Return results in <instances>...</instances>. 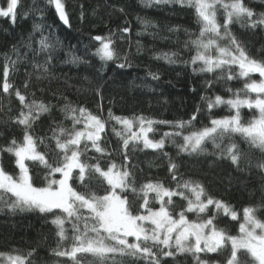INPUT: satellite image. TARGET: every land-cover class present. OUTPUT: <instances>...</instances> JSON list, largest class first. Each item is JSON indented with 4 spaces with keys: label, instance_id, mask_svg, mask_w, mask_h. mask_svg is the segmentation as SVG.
Returning <instances> with one entry per match:
<instances>
[{
    "label": "snow or ice",
    "instance_id": "snow-or-ice-1",
    "mask_svg": "<svg viewBox=\"0 0 264 264\" xmlns=\"http://www.w3.org/2000/svg\"><path fill=\"white\" fill-rule=\"evenodd\" d=\"M141 3L146 7L176 4L190 8L198 26L196 32L184 29L188 39L183 42V47L194 53L188 60H182L179 52H161L156 59H163L168 64L192 65L193 72L220 71L224 74L220 78L226 81L243 78V88H228L227 91L232 93L228 98L218 94L201 96L200 100L205 104L203 111L197 105L189 119L174 121L156 120L142 114L131 118L115 115L111 108L107 117L102 118L62 97L64 104L60 112L70 127L63 121L53 120L51 135L41 137L33 134V126L42 116L51 114L53 105L36 99L34 92L25 95L10 83L8 64L15 72L21 59L14 46L12 51L16 59L4 55L0 87L3 93L19 100L21 109L13 119L22 127L23 135L20 140L13 138L7 147H0V154L13 156L18 170L13 175L0 163V210L7 207L12 212L36 210L52 215L51 224L57 230V246L52 253L58 258H68L69 264H81V258L85 256L93 257L96 264H126L129 260L132 264H162L165 258H172L175 264L179 254H191L195 264H208L201 255L209 253L222 255L223 264H264V219L257 215L261 206L249 205L237 212L223 199L214 197L202 181L181 173V166L164 151L167 140L175 145L178 155L227 159L237 169L243 162L246 167L254 166L264 174V159L253 165L248 153L236 143L239 137L250 149L255 148L264 156V59L250 56L231 31L234 22L241 23V27L264 28V12H256L245 0H141ZM18 4L19 0H7L6 7L0 6V17L15 23ZM44 4V8H34L41 13L42 21L46 10L51 8L62 25L71 28L64 0H44ZM79 18L84 20L82 5ZM137 20L145 31L154 26L152 21L139 16ZM47 27L51 28L50 25ZM44 30L43 23H34L29 39L40 33L38 48L28 44L34 61L40 54L44 55L42 62L32 63L33 69L45 74L44 77L37 76V80L47 78L53 54L60 44L58 38L53 40L45 36ZM169 30L175 32L179 28ZM126 33H130V27L120 29L119 38L123 40ZM142 34L136 33L137 36ZM113 35L109 30L105 35L90 37L99 44L93 55L100 59L102 66L127 60V56L119 55ZM136 45L137 52L141 51L138 40ZM24 55L26 57L27 53ZM70 62L79 63L82 58L73 54ZM116 66L124 69L131 64L117 63ZM233 66H238L235 73ZM253 73H258L260 79H253ZM149 75L153 80L159 79L158 73L149 72ZM213 84V80H206V89ZM23 87L27 91L29 80L24 81ZM97 95L102 101L100 89H97ZM222 106L230 114L214 116L213 110ZM242 108L258 114L242 122ZM102 110V103L97 104V111ZM205 113L206 125L202 123ZM110 121L122 128L121 131L115 126L111 129L119 138V147L113 152L101 146L107 142L105 130ZM134 123L138 126L137 131L133 130ZM197 123L202 126L196 127ZM153 125L167 126L174 131L153 139L149 136V133L156 134ZM177 139L181 143L177 144ZM46 140L51 144L45 143ZM139 145H142L141 150L157 151L167 159V185L160 179L137 180L131 170L136 166L130 165L129 157ZM40 146L46 151H41ZM90 150L97 155L88 156ZM117 151L122 163L112 159ZM220 215L229 217L230 222H237L236 235L218 226ZM189 216L195 219H189ZM34 254V249L27 253L18 249L0 252V264H34L31 259Z\"/></svg>",
    "mask_w": 264,
    "mask_h": 264
},
{
    "label": "trees",
    "instance_id": "trees-1",
    "mask_svg": "<svg viewBox=\"0 0 264 264\" xmlns=\"http://www.w3.org/2000/svg\"><path fill=\"white\" fill-rule=\"evenodd\" d=\"M247 5L256 12H264V0H245ZM66 11L69 14L71 28L63 26L51 8L44 13V20L40 19L41 13L34 8H44V0H19L17 18L12 23L9 18L0 17V85L3 81V69L5 67L4 55L16 59L12 49L15 46L20 53L21 59L16 65V71L10 69L9 81L18 87L22 93H35L36 99L53 105L51 114H45L33 126L34 135L50 136L52 121H63L66 127L70 123L64 120L60 108L64 104L62 97H67L73 105L84 106L94 114L107 117L108 109L111 108L115 115L133 117L144 115L156 120L174 121L176 119H189L197 105L201 110L205 104L200 100L201 96H214L216 94L228 98L233 90L243 88L245 79H233L226 81L220 71L215 73H199L192 71V65L183 63L168 64L163 59H156L161 52H179L182 60H188L193 52L184 49L183 42L188 39L184 29L198 31V26L190 8H182L180 5H153L146 7L141 0H64ZM81 5L83 6L84 20H80ZM0 6H7V0H0ZM123 9V12L120 9ZM153 22L152 27L144 30V26L137 17ZM34 23L45 25L44 35L60 41L53 54L52 66L49 68L47 78L37 80V76L45 74L33 69V62H42L44 55L40 54L33 58L28 49L31 43L33 48H38L37 41L40 33L32 35ZM50 25L51 28L47 26ZM130 27V33L124 34V39L119 38V30ZM178 27L179 31L169 29ZM111 30L116 42V48L121 57L127 56V60L108 62L102 66L100 59L93 55L98 42L90 39L96 35H105ZM233 35L246 48L249 55L264 59V28L241 27V23L234 22L231 26ZM137 32L143 34L137 36ZM151 33V34H150ZM142 45V50L137 52L136 41ZM25 53L27 56L25 57ZM82 58V62L71 63V56ZM117 63H130L131 67L119 69ZM233 72L238 66H233ZM149 72L158 73L159 79L153 80ZM253 79L259 80L258 73L251 74ZM29 80L30 87L25 91L23 84ZM213 80L214 84L206 89L205 81ZM43 89V92L40 90ZM97 89L101 90L103 100L97 95ZM195 89V91H193ZM55 94V95H54ZM253 97L254 93L251 94ZM30 98V97H29ZM102 103V112L97 111V104ZM21 109L17 97L9 96L2 92L0 87V147H7L13 138L20 140L23 135L22 127L14 121V117ZM226 107L213 110L216 117L229 115ZM255 113L253 110L242 108V122L249 120ZM203 119L204 125L208 119ZM115 126L121 131L120 125L114 122L106 124V147L110 152L118 149L119 138L111 131ZM197 123L196 127H201ZM156 134L149 133L150 138L159 139L161 134L174 131L167 126L153 125ZM104 134H102L103 136ZM45 143L51 144L50 140ZM176 143H181L177 139ZM227 143V141H225ZM236 143L248 153L252 164L264 156L260 151L249 148L246 141L236 138ZM131 147V146H130ZM142 145L136 147L135 152L130 154L131 169L139 182L147 179H160L167 185L169 183L167 159L159 152L145 149ZM41 151H46L40 146ZM173 160L179 164L180 172L186 177L202 181L208 191L216 198L223 199L234 207L237 212H242L249 205H260L257 212L259 218L264 219V174L254 166L246 167L242 162L240 169L235 168L227 159L218 160L211 156H188L177 153L175 145L166 140L165 149ZM209 151H212L209 145ZM88 156H96L94 151H89ZM113 160L122 163L119 152H114ZM91 162V161H89ZM0 163L5 170L13 175L17 173L12 155L0 154ZM103 166V165H102ZM32 166L30 165V168ZM75 186V185H74ZM78 191L81 189H77ZM7 199V197H6ZM180 203L179 200L176 201ZM85 214H86V210ZM53 219L50 214H42L36 210L10 211L7 207L0 210V252H9L18 249L21 253L35 250L31 257L34 264H69L68 258H58L52 253L57 246L56 228L51 224ZM189 219H195L189 216ZM218 226L228 230L229 234L236 235L237 222H230L229 217L220 215L217 217ZM202 260L208 264L219 261L223 264V256L216 253L202 254ZM81 264H96L91 256L81 258ZM126 264H132L131 260ZM162 264H174L172 258H165ZM175 264H195L191 254H179L175 258Z\"/></svg>",
    "mask_w": 264,
    "mask_h": 264
},
{
    "label": "rangeland",
    "instance_id": "rangeland-1",
    "mask_svg": "<svg viewBox=\"0 0 264 264\" xmlns=\"http://www.w3.org/2000/svg\"><path fill=\"white\" fill-rule=\"evenodd\" d=\"M133 130L134 131H137L138 130V126L134 123V126H133Z\"/></svg>",
    "mask_w": 264,
    "mask_h": 264
}]
</instances>
